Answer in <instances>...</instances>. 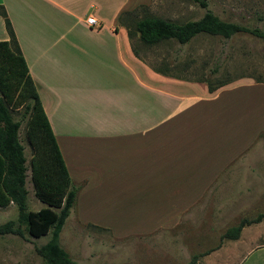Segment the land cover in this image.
Listing matches in <instances>:
<instances>
[{
    "label": "crops",
    "instance_id": "obj_1",
    "mask_svg": "<svg viewBox=\"0 0 264 264\" xmlns=\"http://www.w3.org/2000/svg\"><path fill=\"white\" fill-rule=\"evenodd\" d=\"M142 2L0 0L80 188L70 216L116 237L174 226L264 134V82L241 77L210 93L135 56L119 17Z\"/></svg>",
    "mask_w": 264,
    "mask_h": 264
},
{
    "label": "rangeland",
    "instance_id": "obj_2",
    "mask_svg": "<svg viewBox=\"0 0 264 264\" xmlns=\"http://www.w3.org/2000/svg\"><path fill=\"white\" fill-rule=\"evenodd\" d=\"M207 1V10L220 19L264 33V0ZM140 6L147 7L154 16L178 23L199 20L207 11L183 0H146L134 8ZM140 54L151 67L169 62V74L184 80L205 79L217 84L247 77L264 82V39L249 33L236 34L228 40L200 36L187 45H161L141 49ZM198 91L202 93L201 87ZM11 108L14 119L22 121L20 137L29 168L28 206L38 211L43 205L33 194L32 149L26 137L28 117L23 118L24 105L17 103ZM195 151L206 152L200 146ZM262 213L264 134L174 226L165 223L151 233L116 237L109 229L75 220L73 213L67 219L60 241L76 264H190L194 256H199L196 264H264V247L255 250L264 245V219L246 226L238 240H222L228 229ZM17 218L16 206L0 209V225ZM50 238L51 233L38 239L0 237V264H44L35 248L45 245Z\"/></svg>",
    "mask_w": 264,
    "mask_h": 264
},
{
    "label": "trees",
    "instance_id": "obj_3",
    "mask_svg": "<svg viewBox=\"0 0 264 264\" xmlns=\"http://www.w3.org/2000/svg\"><path fill=\"white\" fill-rule=\"evenodd\" d=\"M183 1L208 9L207 0ZM0 16L5 20L9 34V40L0 41V208L14 204L18 209L16 220L0 225V237L16 235L22 239H38L51 233V238L45 245L35 248L44 264H76L62 247L60 235L76 205L80 188L72 184L12 23L1 5ZM119 23L127 30L135 56L145 63L140 54L141 49L161 45L183 46L200 36L228 40L236 34L249 33L264 39V33L260 30L224 21L209 10L199 20L178 23L154 16L147 7L140 6L122 13ZM151 68L159 74L177 77L169 74V62L161 67ZM198 82L206 83L209 92L213 93L232 81L214 84L200 79ZM17 103L24 105L23 118L28 117L26 137L32 149L31 181L35 197L44 204L38 211L30 210L28 206L29 191L26 184L29 168L25 146L20 137L22 121L14 119L11 108ZM263 219L264 213L253 220L243 219L237 226L228 229L222 240H238L246 226L260 223ZM198 257L194 256L190 264H196Z\"/></svg>",
    "mask_w": 264,
    "mask_h": 264
},
{
    "label": "built area",
    "instance_id": "obj_4",
    "mask_svg": "<svg viewBox=\"0 0 264 264\" xmlns=\"http://www.w3.org/2000/svg\"><path fill=\"white\" fill-rule=\"evenodd\" d=\"M97 23L96 19L94 17H89L87 19V24L92 26V25H95Z\"/></svg>",
    "mask_w": 264,
    "mask_h": 264
}]
</instances>
